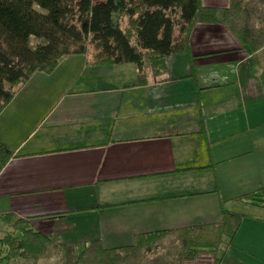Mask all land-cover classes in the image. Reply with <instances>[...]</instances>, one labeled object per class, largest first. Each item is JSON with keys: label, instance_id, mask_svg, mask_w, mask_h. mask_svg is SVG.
Listing matches in <instances>:
<instances>
[{"label": "crops", "instance_id": "1", "mask_svg": "<svg viewBox=\"0 0 264 264\" xmlns=\"http://www.w3.org/2000/svg\"><path fill=\"white\" fill-rule=\"evenodd\" d=\"M201 3L220 17L229 0ZM251 66L219 22L196 24L190 54L169 57L161 78L146 70L145 86L136 85L132 64L91 67L81 55L33 74L0 112V142L11 152L0 164V215L27 220L74 250L95 239H127L105 246L121 247L136 234L217 222L219 207L205 211L214 201L204 172L214 165L203 135L206 144L214 132L208 120L222 119L231 102L264 99ZM217 92L231 97L203 106ZM242 249L234 248L239 256ZM258 250L248 245L247 264L264 263L252 255Z\"/></svg>", "mask_w": 264, "mask_h": 264}, {"label": "trees", "instance_id": "2", "mask_svg": "<svg viewBox=\"0 0 264 264\" xmlns=\"http://www.w3.org/2000/svg\"><path fill=\"white\" fill-rule=\"evenodd\" d=\"M217 12L201 0H0V112L33 74L51 73L68 56H86L91 67L132 64L136 85L145 86L147 67L161 78L169 57L190 54L198 23L221 22L250 56L253 76L264 86V0H229L220 17ZM10 156L0 142V164ZM236 199L264 211V186ZM244 218L221 208L214 223L136 234L121 247L108 248L95 239L74 250L54 245L29 221L5 214L0 215V264L15 258L22 264L48 259L58 264H194L203 254H212L211 264H222Z\"/></svg>", "mask_w": 264, "mask_h": 264}, {"label": "rangeland", "instance_id": "3", "mask_svg": "<svg viewBox=\"0 0 264 264\" xmlns=\"http://www.w3.org/2000/svg\"><path fill=\"white\" fill-rule=\"evenodd\" d=\"M34 9L43 13V10L37 6H34ZM88 49L92 51L89 45ZM146 70L147 73L150 72L149 67ZM226 95L227 92H217L204 99L203 106L219 104ZM229 95L230 93L228 92L227 98L231 97ZM231 103L233 104L231 107L233 109H228V106H225V113L228 114L224 115L222 119L213 121L206 119L209 121L210 131L214 132L211 133L210 141L206 144L204 143L205 135H203V150L209 155L208 157H212L214 170H208L204 173L209 178L208 188L213 191V193H210L211 198L207 199L213 200L214 204L207 201L205 211H207L206 214L208 216H211L213 207L216 210L219 207V214L222 208L224 211L245 217L240 226L239 236L236 238V244L239 243L242 246L245 254L238 255L234 250L236 244L233 240L231 246L227 248L230 252L225 255L222 264H247L249 258L247 255L250 253H246L245 250L248 245L252 248L257 244L258 249H260L258 250L260 255L256 253L252 255L255 258L264 260V229H262V227L264 228V223L261 222L262 219H259V217L264 215V211L261 208L238 202L236 198L264 186V99H254L251 103H246L245 105L238 100ZM219 125H223L224 130L217 134L219 129L215 128V126ZM235 154L242 156L233 158ZM218 161L221 163H216ZM203 183L205 184V182ZM203 187L206 188L205 185ZM218 217L220 216L218 215ZM258 220L260 222H257ZM256 225L261 228L253 230ZM255 231L257 232L259 243H255L257 240L253 237ZM51 240L54 245H61L57 244L52 237ZM103 241L104 246H109L125 244L127 239L103 238ZM222 249H224V246L221 247ZM212 258V254H203L194 264H211ZM12 264H22V261L15 258ZM40 264H58V262L55 259H48Z\"/></svg>", "mask_w": 264, "mask_h": 264}]
</instances>
